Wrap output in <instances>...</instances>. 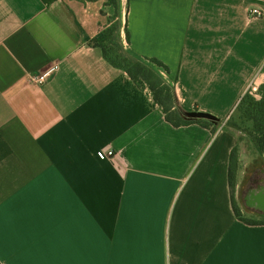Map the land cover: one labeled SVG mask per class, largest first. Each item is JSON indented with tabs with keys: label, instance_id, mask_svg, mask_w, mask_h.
<instances>
[{
	"label": "crops",
	"instance_id": "crops-1",
	"mask_svg": "<svg viewBox=\"0 0 264 264\" xmlns=\"http://www.w3.org/2000/svg\"><path fill=\"white\" fill-rule=\"evenodd\" d=\"M114 15L104 0H0V264H264V225L234 211L232 151L244 217L264 219V167L244 173L241 134L221 128L264 86V0H119ZM114 21L122 53L216 132L173 127L108 64L92 40Z\"/></svg>",
	"mask_w": 264,
	"mask_h": 264
},
{
	"label": "trees",
	"instance_id": "trees-1",
	"mask_svg": "<svg viewBox=\"0 0 264 264\" xmlns=\"http://www.w3.org/2000/svg\"><path fill=\"white\" fill-rule=\"evenodd\" d=\"M98 1V0H88ZM119 0H104L106 6L113 7L115 15L112 20L117 18ZM118 23L114 21L109 27L100 33L95 39L92 40V45L99 48L102 52L104 59L112 67L123 70L126 72L132 81L140 88L150 91L154 102L158 105L165 116V119L173 127L179 128L191 124H199L206 128L212 129L216 132L217 128L222 125V122L217 119L212 120H197L190 121L186 119V114L179 106L178 99L173 87L168 85L156 72L149 68L146 64L139 61H133L128 56L124 55L120 50L119 44L115 41ZM126 39L129 41V34H126ZM147 62L163 68L168 72V67L156 59H146ZM259 99L255 98L251 92L246 93L240 100L236 113L244 121L252 124L251 129L246 130L247 136L251 139L254 149L259 155L264 154V86L258 90ZM197 112V111H194ZM231 119V118H230ZM229 119V120H230ZM225 123L224 128L235 129L236 125L230 120ZM239 169L238 150L235 148L230 156L229 167V183L232 202L236 217L244 221L247 225L257 226L264 225V219H255L244 217L237 206L234 198L237 172Z\"/></svg>",
	"mask_w": 264,
	"mask_h": 264
},
{
	"label": "rangeland",
	"instance_id": "rangeland-1",
	"mask_svg": "<svg viewBox=\"0 0 264 264\" xmlns=\"http://www.w3.org/2000/svg\"><path fill=\"white\" fill-rule=\"evenodd\" d=\"M115 41H116V38H115ZM156 67H158V66H156ZM158 68H160V67H158ZM161 69H163V68H161ZM252 95L255 98L259 99V94L258 93H252ZM230 120L236 125V128H237L236 131L241 134L240 138L242 140L241 141L242 148L246 152V154H245L246 155V160H245L246 162H245V167H244L243 172L244 173H255L256 170L262 169L264 167V156L263 155H259L256 152V150L254 149V146H253V143H252L251 139L249 138V136H247V133L245 132L246 130L251 129L252 124L250 122L242 120L240 118V115L238 113H236V112H235L234 116ZM246 185H247V182L245 181L244 187ZM241 203L243 204V201H241ZM249 216H251V215H249Z\"/></svg>",
	"mask_w": 264,
	"mask_h": 264
},
{
	"label": "built area",
	"instance_id": "built-area-1",
	"mask_svg": "<svg viewBox=\"0 0 264 264\" xmlns=\"http://www.w3.org/2000/svg\"><path fill=\"white\" fill-rule=\"evenodd\" d=\"M250 14H252V15H260V11L254 9V10H252L250 12ZM57 70H58V66L57 65H54V66L50 67L47 72L37 73V74H29L28 75V81L32 85H35V86H43V85H45L49 81L50 76L53 75L54 73H56ZM251 93H258V91H253ZM230 118H231V115L228 118V120ZM108 155L110 157H113V153L112 152H109ZM1 202H2V200L0 199V203Z\"/></svg>",
	"mask_w": 264,
	"mask_h": 264
},
{
	"label": "water",
	"instance_id": "water-1",
	"mask_svg": "<svg viewBox=\"0 0 264 264\" xmlns=\"http://www.w3.org/2000/svg\"><path fill=\"white\" fill-rule=\"evenodd\" d=\"M186 119L190 121H197V120H204V119L214 121L216 118L207 113L190 112L186 114Z\"/></svg>",
	"mask_w": 264,
	"mask_h": 264
}]
</instances>
